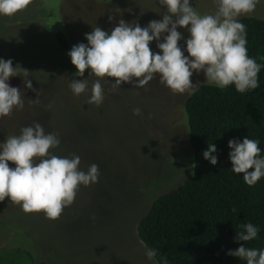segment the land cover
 Listing matches in <instances>:
<instances>
[{"label": "rangeland", "instance_id": "1", "mask_svg": "<svg viewBox=\"0 0 264 264\" xmlns=\"http://www.w3.org/2000/svg\"><path fill=\"white\" fill-rule=\"evenodd\" d=\"M190 6L201 14L216 11L215 0H190ZM165 12L159 0H32L23 11L0 15V59L28 70L32 83L26 87L22 71L7 81L21 90L24 108L0 118V143L39 123L46 134H58L53 154L78 155L81 170L87 172L92 164L100 170L98 182L81 185L58 219L42 211L26 213L7 197L0 201V253L25 251L29 264H155L136 239L135 226L155 197L186 176L183 168L192 160L182 106L189 92L173 93L159 74L143 88L133 87L135 79L114 88L115 78L95 77L90 69L79 77L68 53L74 45L87 44L85 34L95 27L109 34L120 20L146 27ZM243 16L264 22V0ZM177 31L183 37L178 46L188 56L190 33ZM55 33L66 40L65 52L52 40ZM149 46L162 54L157 41ZM79 79L88 80V89L77 96L69 85ZM97 79L105 95L99 106L87 103ZM190 79L196 86H216L203 71H194ZM135 108L140 115L133 114ZM26 260L21 257L23 264Z\"/></svg>", "mask_w": 264, "mask_h": 264}, {"label": "clouds", "instance_id": "2", "mask_svg": "<svg viewBox=\"0 0 264 264\" xmlns=\"http://www.w3.org/2000/svg\"><path fill=\"white\" fill-rule=\"evenodd\" d=\"M31 2L0 0V15L12 16L25 10ZM159 3L166 8L162 20L150 21L146 27L120 20L110 34L100 27L85 34L88 43L74 45L68 53L78 76L83 77L90 69V74L95 77L115 78L114 88L122 83H133L134 79L137 82L133 87L143 88L159 74L161 83L173 93L183 94L195 91L196 85L190 78L194 71H203L207 82L219 88L234 84L239 93H245L259 87L261 65L248 56L246 26L237 19L254 12L259 0H215L214 14H201L190 6V0H159ZM178 27L187 28L190 33L186 40L188 56L178 46V41L183 38ZM164 33L167 35L161 43ZM154 40L162 54L151 50L149 45ZM12 63L11 59H0V118L10 116L14 108H24L21 90L7 83L10 77L20 75L22 71L26 87L32 88L27 79L28 70L17 68L18 65L14 68ZM69 87L79 96L88 89V80H72ZM104 98V89L97 79L92 84L87 103L99 106ZM33 102L38 103L39 98ZM140 112L139 108L133 109L134 115H140ZM59 144L58 134H46L39 123L23 127L20 135H11L0 143V201L10 198L24 212L42 211L48 219L54 220L65 207L74 203L81 185L97 183L99 166L92 164L87 172L81 170L78 155L60 157L50 151ZM228 147L232 149L229 153L232 171L242 173L244 182L254 186L264 177L259 141L249 138L242 142L229 140ZM216 151L214 144H208L203 152L204 159L212 165L218 163ZM9 162L15 167H9ZM241 228L237 241L249 242L258 235L259 229L252 223ZM227 254L246 260V264H264V250L245 247L244 243ZM145 255L153 260L157 252L148 249ZM164 264H168L166 258Z\"/></svg>", "mask_w": 264, "mask_h": 264}, {"label": "trees", "instance_id": "3", "mask_svg": "<svg viewBox=\"0 0 264 264\" xmlns=\"http://www.w3.org/2000/svg\"><path fill=\"white\" fill-rule=\"evenodd\" d=\"M237 19L246 26L248 56L261 65L259 87L239 93L234 84H200L183 100L192 163L183 168L181 184L155 197L135 226L144 249L156 250L155 264H164L165 258L168 264H246L227 253L243 243L264 250V177L248 186L242 173L232 171L228 147L229 140L255 139L264 158V22L250 16ZM52 40L61 52L67 50L61 34ZM208 144L217 149V165L203 157ZM247 223L259 229L257 237L237 241ZM21 257L30 263L28 253L15 249L0 253V264H23Z\"/></svg>", "mask_w": 264, "mask_h": 264}]
</instances>
